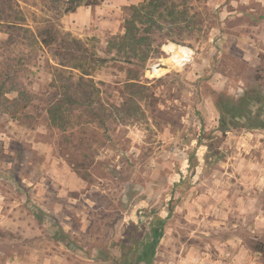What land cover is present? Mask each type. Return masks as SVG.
I'll list each match as a JSON object with an SVG mask.
<instances>
[{
    "label": "rangeland",
    "instance_id": "obj_1",
    "mask_svg": "<svg viewBox=\"0 0 264 264\" xmlns=\"http://www.w3.org/2000/svg\"><path fill=\"white\" fill-rule=\"evenodd\" d=\"M67 1L0 0V264H122L128 226L158 218L154 264H264V0H188L183 33L164 23L136 57L110 47L146 0ZM70 36L105 62L86 66L94 102L55 122L49 98L82 75L54 82ZM168 42L193 63L146 77Z\"/></svg>",
    "mask_w": 264,
    "mask_h": 264
},
{
    "label": "trees",
    "instance_id": "obj_2",
    "mask_svg": "<svg viewBox=\"0 0 264 264\" xmlns=\"http://www.w3.org/2000/svg\"><path fill=\"white\" fill-rule=\"evenodd\" d=\"M103 1L105 0H68L64 13H72L82 6L98 5ZM187 3L188 0H146L139 6L131 7L132 15L125 20V34L114 37V43L110 48L114 49L119 46L120 51L129 48V53H133V57H136L139 52L138 48L141 47L143 43H148L150 41L149 35L155 30L163 29L164 23H168L177 28L180 24L187 23ZM181 7L185 9H181ZM139 25L144 26V28L140 30L138 27ZM14 27L13 25L11 26L12 29ZM184 28L185 27H179L178 30L183 33ZM140 31L147 33V36L136 34ZM49 42V40H46L44 43L49 45ZM54 52L56 56L60 57L59 67H55L54 71V82H58L61 77L63 78V72L66 68L80 70L82 73L76 83L69 80L68 84L56 88V92L61 91V89L63 90L61 94L62 97L58 98L56 96L57 94L53 93L51 96L52 98H49L47 110L48 113L52 115L53 120L57 122L65 121L63 114L66 109L85 105L86 101L89 104L94 102L93 93L95 87L92 85V79H89L93 73L92 70H88L86 66L88 64L91 68L96 69L97 66L101 67L105 60L96 57L95 54H90L84 42L71 36L63 38ZM144 55L143 61L146 62L148 54ZM85 77H88L89 80H85ZM136 87H138V85L133 82L126 85L129 91ZM76 90H78L77 93H82L84 100L83 96H79V94L76 95H78L80 99L74 96ZM2 97L3 102H9L0 88V98ZM223 110L224 109H222V125H226V119L224 117L229 116L233 110H231V112ZM246 111H248L246 108H239L234 112V116L241 117ZM259 127L264 129V122H261ZM151 225L149 232H145L143 227L134 222L128 226L125 238L129 242V245H136L137 248L134 252L131 250L125 251L121 262L122 264L155 263L158 247L165 234L166 220L158 218L157 221L151 223Z\"/></svg>",
    "mask_w": 264,
    "mask_h": 264
},
{
    "label": "built area",
    "instance_id": "obj_3",
    "mask_svg": "<svg viewBox=\"0 0 264 264\" xmlns=\"http://www.w3.org/2000/svg\"><path fill=\"white\" fill-rule=\"evenodd\" d=\"M162 57L151 58L145 70V76L154 79L159 73L168 69L183 70L191 65L195 59L196 51L189 45L168 42L162 48ZM168 60V63H164Z\"/></svg>",
    "mask_w": 264,
    "mask_h": 264
},
{
    "label": "bare ground",
    "instance_id": "obj_4",
    "mask_svg": "<svg viewBox=\"0 0 264 264\" xmlns=\"http://www.w3.org/2000/svg\"><path fill=\"white\" fill-rule=\"evenodd\" d=\"M169 61L168 60H164V63H168ZM168 73V69L166 70H163L159 73V77H163L165 74ZM158 77V76H157Z\"/></svg>",
    "mask_w": 264,
    "mask_h": 264
}]
</instances>
